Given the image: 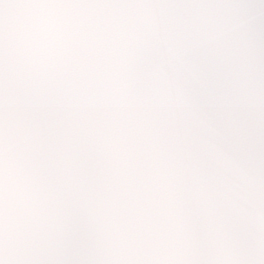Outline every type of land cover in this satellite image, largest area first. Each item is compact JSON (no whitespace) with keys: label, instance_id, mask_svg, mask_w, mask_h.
Masks as SVG:
<instances>
[{"label":"snow or ice","instance_id":"snow-or-ice-1","mask_svg":"<svg viewBox=\"0 0 264 264\" xmlns=\"http://www.w3.org/2000/svg\"><path fill=\"white\" fill-rule=\"evenodd\" d=\"M0 264H264V0H0Z\"/></svg>","mask_w":264,"mask_h":264}]
</instances>
